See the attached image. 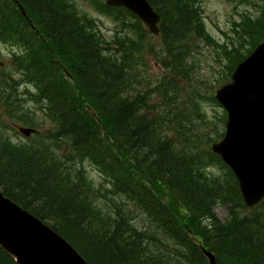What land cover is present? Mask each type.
I'll return each instance as SVG.
<instances>
[{
	"label": "trees",
	"instance_id": "obj_1",
	"mask_svg": "<svg viewBox=\"0 0 264 264\" xmlns=\"http://www.w3.org/2000/svg\"><path fill=\"white\" fill-rule=\"evenodd\" d=\"M77 1L16 0L25 17L14 0H0L11 62L0 71V107L22 103L12 95L23 84L54 128L12 145L0 119V192L88 264H208L203 249L216 264H264V198L243 203L232 172L207 148L223 136L225 114L214 122L199 108L217 106L212 91L264 40V0L230 44L205 29L201 0H147L159 14L157 36L130 11L98 2L118 25L111 41ZM203 50L225 70L204 87L193 65ZM211 162L228 181L207 173ZM221 205L222 222L213 212ZM0 264L16 263L0 248Z\"/></svg>",
	"mask_w": 264,
	"mask_h": 264
},
{
	"label": "water",
	"instance_id": "obj_2",
	"mask_svg": "<svg viewBox=\"0 0 264 264\" xmlns=\"http://www.w3.org/2000/svg\"><path fill=\"white\" fill-rule=\"evenodd\" d=\"M106 5L127 9L158 34L159 17L146 0H106ZM231 75L213 95L226 112V124L211 151L232 171L242 201L251 208L264 198V41ZM18 130L25 136L34 132ZM0 248L16 264H88L64 238L1 192ZM203 254L216 264L210 252L203 249Z\"/></svg>",
	"mask_w": 264,
	"mask_h": 264
},
{
	"label": "rangeland",
	"instance_id": "obj_3",
	"mask_svg": "<svg viewBox=\"0 0 264 264\" xmlns=\"http://www.w3.org/2000/svg\"><path fill=\"white\" fill-rule=\"evenodd\" d=\"M101 1L105 2L104 0H79L77 2H79L80 8L85 13H88L95 18V20H97V24L101 29L102 35H104L106 40L111 41L114 32L119 31L118 25L113 23L111 19L102 13L96 11L97 4ZM200 6L203 11L205 29L210 33L212 38H215L220 43L227 42L230 44V42L235 38L236 31L243 32L244 28L241 24L246 18L244 16L251 15L253 20L256 16H258L260 0H201ZM256 38L257 37L253 40L255 41ZM157 42L158 40H151V43L153 44H157ZM246 49H248V47ZM209 50H203V56H200L199 54L193 64L197 68L196 76L200 77L201 81H203L201 82L203 87L204 81H216L223 73L225 74L223 64H218L220 61L216 60L215 52L213 50L212 52ZM9 58V50L0 44V71L8 70L7 72H10L9 64L11 62ZM144 59L145 61L147 60L146 67L149 73L158 75V73L161 72L158 67L153 64V61L149 58V56H145ZM28 89L31 93L32 89ZM25 91V86L22 84L17 88L15 95H12V98L15 96L18 98L19 102H22L20 105H11V108L0 107V119L4 128L3 131L12 145H24L26 140H34L32 136L35 134L40 136V139H43L46 133L48 134L54 129L50 121L41 115L39 108L42 106L28 101L29 97L25 94ZM199 108L204 112V118L206 120L216 122L217 118H219L218 116L223 114L221 107L211 103L204 102L199 105ZM190 119L193 121H199V116H191ZM30 121H33L35 125L34 128L25 125L24 122ZM202 124L197 123L198 126L196 128L200 130ZM18 127H29L31 129H36L37 132L33 135L27 136L26 138V136H23L18 132ZM207 148L210 150V144ZM84 167L88 173L87 177L93 184L99 185V183L102 182V178L98 172H96L95 169L88 163H85ZM206 171L211 175V177L213 176L219 181L221 180L222 182H225L229 180L227 170L220 165H216V162H211ZM213 212L221 222L225 221L228 217L227 209L222 205L215 206L213 208Z\"/></svg>",
	"mask_w": 264,
	"mask_h": 264
}]
</instances>
